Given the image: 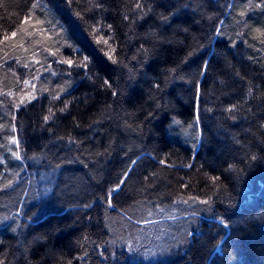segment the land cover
<instances>
[{
  "label": "trees",
  "instance_id": "obj_1",
  "mask_svg": "<svg viewBox=\"0 0 264 264\" xmlns=\"http://www.w3.org/2000/svg\"><path fill=\"white\" fill-rule=\"evenodd\" d=\"M0 264H264V0H0Z\"/></svg>",
  "mask_w": 264,
  "mask_h": 264
},
{
  "label": "snow or ice",
  "instance_id": "obj_2",
  "mask_svg": "<svg viewBox=\"0 0 264 264\" xmlns=\"http://www.w3.org/2000/svg\"><path fill=\"white\" fill-rule=\"evenodd\" d=\"M12 35L15 36L16 33H12ZM5 39H7V37H5ZM113 59H114V58H113ZM69 63H70V62H69ZM25 83H27V81H25ZM45 119L47 120L48 117H45ZM13 142H15V141H13ZM14 155L16 156L17 159H20V158H21V155H20V152H19V151H16V152L14 153ZM161 163H164V162L161 161ZM112 191L114 192V191H116V189H113Z\"/></svg>",
  "mask_w": 264,
  "mask_h": 264
},
{
  "label": "rangeland",
  "instance_id": "obj_3",
  "mask_svg": "<svg viewBox=\"0 0 264 264\" xmlns=\"http://www.w3.org/2000/svg\"><path fill=\"white\" fill-rule=\"evenodd\" d=\"M134 250H137V248L135 247V245L133 246Z\"/></svg>",
  "mask_w": 264,
  "mask_h": 264
}]
</instances>
